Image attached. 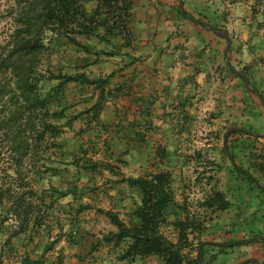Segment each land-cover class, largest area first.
Wrapping results in <instances>:
<instances>
[{
    "label": "rangeland",
    "instance_id": "rangeland-1",
    "mask_svg": "<svg viewBox=\"0 0 264 264\" xmlns=\"http://www.w3.org/2000/svg\"><path fill=\"white\" fill-rule=\"evenodd\" d=\"M135 1L131 23L133 44L132 48L125 49L134 57V61L125 55L92 56V60H88L67 39L48 37L46 44L49 54L42 62L43 72L86 73L91 78L115 73L114 85L123 84L125 90L119 98L112 97L108 102L101 117V125L92 123V130L86 131V122L90 121L82 120L83 122H76L73 129L63 128L57 142L58 149L52 148L47 154L53 157L49 166L57 168L58 172L55 175L51 172L43 174L41 186L36 187L38 191L45 192L52 205L45 212L44 224L42 228H30L27 234L14 238L12 250L5 246L8 232L4 230L0 235V264H20L24 257L38 261L37 264H59L60 261L66 264L70 245L79 247L80 256L86 259L94 246L106 244L103 241L105 235L117 230L105 213L112 211L129 222L140 203L139 193L122 181L128 177L144 176L161 170L172 172L178 203L184 204L194 215L205 220L207 232L223 227L228 228L229 233L235 226L233 216H226L224 211H204L201 204L212 189L221 191V174L225 171L223 165L226 163L222 142L227 133L237 131L231 120L227 123L220 120V112L224 104L242 98L241 94H245L243 84L241 87L237 84L240 80L234 72L228 75L231 82L225 81L220 73L222 68L218 66L215 75L218 77L220 73L221 83L211 85L208 92L200 86L194 87L191 92L178 89L180 75L177 73L176 63L180 60L175 55L178 53V44L185 47L186 51L183 53L188 60L189 52H213V42L204 41L200 48L198 42L192 44L191 48L186 46L188 37H192V43L202 38V34L195 33L200 24L183 19L178 13L180 0H148L150 2L145 4H141L140 0ZM18 2L19 0H0V47L9 44L10 36L16 28ZM181 2L184 10L187 9L193 16L206 22L211 19L215 21L240 3L249 5L252 13L262 15L260 18L264 19V0ZM211 11L212 16L209 17ZM198 29L206 31L201 27ZM227 29L234 36L237 33L233 27ZM206 33L214 35L209 31ZM81 40L98 50L112 49L106 44L98 43L96 39ZM224 58H221V64H224ZM90 61L94 64H89ZM3 76L1 72L0 79ZM57 84V81H50L42 86L46 92H52ZM223 94H228L230 100H223ZM180 97L186 101L179 102ZM193 100L197 101L196 108L192 107ZM95 101L96 96L91 91L73 85L67 86L60 96V103L55 106L66 107L61 124L74 114L89 109ZM149 101H153L154 106L151 115H146L142 106L148 105ZM181 108L185 114L179 119ZM161 149H165L167 154L162 156ZM80 151H88V154L83 155ZM9 156L10 154H6L5 159ZM75 157L83 159L81 163L86 159L90 160L96 169L90 171L75 168L71 164ZM211 161L217 164L214 165ZM1 167L5 168L6 164L3 162ZM24 168L26 169V165ZM53 189L66 191L68 196L59 198ZM180 216L182 218L181 214L176 215L172 209L171 219ZM15 228L16 225L12 229ZM162 231L171 240H177L178 232L174 227L166 225ZM123 247L126 248V244ZM46 249L49 252L46 253ZM197 254L194 252L193 257H197Z\"/></svg>",
    "mask_w": 264,
    "mask_h": 264
},
{
    "label": "trees",
    "instance_id": "trees-1",
    "mask_svg": "<svg viewBox=\"0 0 264 264\" xmlns=\"http://www.w3.org/2000/svg\"><path fill=\"white\" fill-rule=\"evenodd\" d=\"M18 3L16 28L10 36L9 44L0 47V73L4 74L0 79V235L7 230L5 246L10 250L13 249L14 238L27 234L30 228H42L45 212L52 206L45 192L38 191L36 187L41 186L43 174L51 172L55 175L58 172L57 168L49 166L53 157L47 154L52 148L58 149L57 142L63 128L73 129L74 124L83 122L82 120L90 121L86 122V131L92 130V123L101 125V117L108 102L112 97L119 98L125 90L123 84L114 85L115 73L91 78L86 73L43 72L41 65L49 54L46 44L48 37L67 39L88 60H92V56L98 58L123 55L131 59L132 56L125 49L132 48L134 39L131 28L134 15L132 0H19ZM177 11L183 19L202 21L187 9L183 14L179 8ZM199 27L211 33L207 27L201 24ZM215 29L227 30L225 26H215ZM80 38L96 39L98 43L106 44L112 49L98 50L83 43ZM132 60H135L134 57ZM90 62L89 64H94L93 61ZM228 68L230 72L235 70L233 65ZM237 78L242 81L246 90L245 81L239 76ZM50 81H57L58 84L52 92H46L42 84ZM70 85L91 91L96 96V101L89 109L74 114L61 124L66 107L55 106L60 103L64 89ZM246 92L249 94L247 90ZM153 106V101L143 105L144 113L151 115ZM261 109L264 110L262 106ZM235 134L227 133L228 136ZM80 152L88 154V151ZM160 153L163 156L167 151L161 149ZM223 153L236 164L227 142ZM6 154H10L7 159ZM34 159L37 160L33 162ZM81 160L83 159L75 157L71 164L78 169H96L90 160L86 159L82 163ZM3 162L6 164L5 168L1 167ZM218 168L222 169L220 165ZM246 175L251 182L256 183L253 176L249 173ZM173 182L170 170L128 177L122 181L139 193L140 203L129 222L112 211L105 213L117 230L105 235L103 241L117 250L118 260L132 262L139 257L153 256L162 259L163 264H205L201 238L207 233L208 227L205 220L194 215L184 204L178 203ZM261 189L264 192V188ZM52 191L59 198L68 196L66 191ZM230 207L231 202L217 189H212L201 204L204 211L212 212L226 211ZM172 209L176 215L181 214L182 218L171 219ZM14 225L16 228L13 230ZM166 225L174 227L178 232L176 241L163 233L162 229ZM123 244H126V248H122ZM231 246L239 247L241 243L236 242ZM98 247L94 246V249ZM200 249L198 261L193 253H198ZM45 252H49V249ZM37 263L38 261L29 257H24L20 262Z\"/></svg>",
    "mask_w": 264,
    "mask_h": 264
},
{
    "label": "crops",
    "instance_id": "crops-1",
    "mask_svg": "<svg viewBox=\"0 0 264 264\" xmlns=\"http://www.w3.org/2000/svg\"><path fill=\"white\" fill-rule=\"evenodd\" d=\"M132 1L135 7L136 1ZM140 2L145 4L148 0L144 2L140 0ZM211 16L212 11L209 17ZM260 16L262 15L252 13L249 5L240 3L231 7L226 14L216 18L215 21L211 19L210 23L214 26L221 28L225 26L226 29L233 27L237 31L235 36L229 33L233 49L230 65L227 63V55L225 56L228 43L215 35H207L206 31L198 29V24L195 33L202 34V36L197 34L202 37L201 41L199 42L200 39L196 40L195 37L196 41L191 43L193 39L188 37L186 46L191 48L192 44L198 42L200 48L204 41L213 42L214 51L189 52V59L186 60L183 53L186 51L185 47L178 44V49L176 48L178 52L175 54L176 59L180 60L176 63L177 73L180 75L178 89L183 88L184 91L191 92L194 87L200 86L208 92L211 85L221 83L222 77L225 81L231 82L232 79L228 76L230 73L234 72L233 74L238 77L237 72L243 71L249 77L251 86L261 94V98L257 97L245 86L249 94L245 90V94H241V99L224 104L220 112V120L226 123L231 120L234 130L237 131L235 135H226L222 142L223 148H225L224 143H228L236 164L224 154L226 163L223 165V171H225L221 174V191L231 202V207L223 214L233 216L235 226L229 233L228 228L223 227L210 229L206 233L201 247L205 264H245L249 263L250 259H257L264 264V192L261 189L264 188L262 158L264 157V110L261 109V106L263 107L261 100L264 101V19L262 20ZM222 57H226L224 64H221ZM232 65L235 70L230 72L228 67ZM218 66L222 68L220 69L222 77L220 73L218 77L215 75ZM192 70L194 72H191ZM237 84L241 87L242 81ZM222 97L223 100H230L228 94H223ZM181 101L185 102L186 99L180 97L179 102ZM192 102V107L196 108L197 101ZM181 107L183 108V105ZM182 108L179 110V119L185 114ZM189 122L191 123V120ZM246 173L253 176L256 183L251 182ZM255 239L257 242H253ZM236 242H240L241 246L232 248L231 245ZM79 250L75 245L69 246L66 264H163L162 259L153 256L139 257L132 262L120 261L117 258V250L110 244L100 245L96 250H91L86 259L80 256Z\"/></svg>",
    "mask_w": 264,
    "mask_h": 264
},
{
    "label": "water",
    "instance_id": "water-1",
    "mask_svg": "<svg viewBox=\"0 0 264 264\" xmlns=\"http://www.w3.org/2000/svg\"><path fill=\"white\" fill-rule=\"evenodd\" d=\"M179 9H180V12L183 14L184 13V4H183V2H181V0H180ZM187 19L189 21H191L192 23L201 24V25L207 27L216 37H218V38H220V39H222V40H224V41H226L228 43L227 63H228V65H230V62H231V59H232V55H233V49H232V46H231V37H230L229 32L226 31V30L217 31L215 29L214 25H212L211 23L206 22V21H199V20L191 19V18H187ZM235 72H237V71H235ZM237 74L244 79L245 86H246L247 90L251 94L261 98V94L256 89H254L251 86L249 77L243 71H238ZM261 102H262V105L264 107V101L261 100ZM225 145H226V142L224 143V147H225ZM200 252H201V249H200V251L197 254V260L198 261L200 260ZM248 262L249 263H253V264H261L260 261L257 260V259H250V260H248Z\"/></svg>",
    "mask_w": 264,
    "mask_h": 264
}]
</instances>
